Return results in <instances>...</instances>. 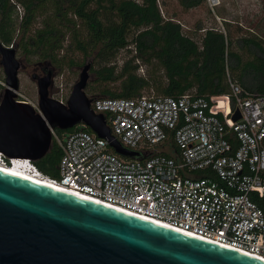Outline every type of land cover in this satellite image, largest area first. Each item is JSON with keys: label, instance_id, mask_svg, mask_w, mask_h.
<instances>
[{"label": "built area", "instance_id": "obj_1", "mask_svg": "<svg viewBox=\"0 0 264 264\" xmlns=\"http://www.w3.org/2000/svg\"><path fill=\"white\" fill-rule=\"evenodd\" d=\"M227 84L229 94L210 99L195 92L92 99L112 135L139 158L112 152L107 139L84 130L61 137L51 128L62 149L59 178L1 151L0 166L16 163L35 178L264 261V94L244 89L229 71ZM169 141L172 153L154 152Z\"/></svg>", "mask_w": 264, "mask_h": 264}, {"label": "water", "instance_id": "obj_2", "mask_svg": "<svg viewBox=\"0 0 264 264\" xmlns=\"http://www.w3.org/2000/svg\"><path fill=\"white\" fill-rule=\"evenodd\" d=\"M6 87L0 98V151L38 160L53 144L52 129L89 128L118 155L136 159L112 135L86 94L92 63L85 64L67 104L50 97L53 72L33 75L39 111L17 100L22 62L0 42ZM237 111L234 119H240ZM0 264H264L238 251L180 233L0 171Z\"/></svg>", "mask_w": 264, "mask_h": 264}, {"label": "trees", "instance_id": "obj_3", "mask_svg": "<svg viewBox=\"0 0 264 264\" xmlns=\"http://www.w3.org/2000/svg\"><path fill=\"white\" fill-rule=\"evenodd\" d=\"M205 1L179 0L186 9ZM19 5L24 9L22 16ZM48 6L53 12L40 27H35L36 19L43 11L48 12ZM258 32L252 37L233 39L230 32L208 31L199 46L182 34L178 23L162 15L159 0H0V42L20 49L27 61L48 62L58 69L76 65L75 59L68 60L61 52L72 50L80 52L83 59L93 57L98 66L93 68L94 84L120 82L122 89L120 93L102 90L98 98L142 96L141 92L152 82L149 77L138 75L135 61L139 58L158 61L166 72L168 84H157L159 95L178 97L194 86L198 90L193 92L207 99L229 94L228 71L244 89L264 94V26ZM67 40L70 43L65 46ZM234 44L237 50H229ZM123 50L131 57L118 70L113 60ZM76 130L95 135L83 126L55 129L61 137ZM61 157L62 149L53 141L49 153L34 163L44 175L59 178Z\"/></svg>", "mask_w": 264, "mask_h": 264}, {"label": "rangeland", "instance_id": "obj_4", "mask_svg": "<svg viewBox=\"0 0 264 264\" xmlns=\"http://www.w3.org/2000/svg\"><path fill=\"white\" fill-rule=\"evenodd\" d=\"M140 1V0H137ZM159 6L161 13L164 17L171 19L178 23L181 27L182 34L185 37L191 38L199 44H201L204 35L208 31H219L224 34L230 32L233 39L239 37H252L253 35H259L258 30L264 26V0H221V4L217 7L212 8L209 6L207 0L200 6L186 9L179 0H159ZM19 16H22L24 9L22 6H18ZM48 12L43 11V15H39L36 19L35 27H40L43 20L49 16L53 11L48 6ZM225 17V20H224ZM241 28L242 31L238 32ZM20 40V36L17 38ZM70 40L65 42V46L69 45ZM197 47V45H196ZM205 49V47H204ZM229 50H237V45L234 44ZM199 51V49H198ZM203 52V51H199ZM66 54L69 60L70 58L75 59L76 65L73 68L63 67L58 69L48 62L32 60L27 61L23 52L17 50V58L22 62V70L19 74L20 87L18 92L30 100L33 104L38 106L39 95L37 83L32 79L33 75L38 74L44 76V69L47 68L53 72V82L49 89L50 97L54 100H64L65 104L72 93L74 85L79 80L82 67L91 62L92 69L90 71V81L86 88V94L90 99L98 98L102 90H108L111 92L120 93L122 91L120 82L111 84H94L95 75L93 68L98 69V66L94 64L93 57L83 59L80 52L76 51H64L61 55ZM244 60H247L246 52H243ZM131 57V54L127 50L120 51L113 63L118 66L120 70L123 63ZM67 60V61H68ZM138 64V75L142 77H149L152 85L149 88L144 89L141 92L142 96H157L160 93L156 87L158 83H162L163 87L168 84V77L166 72L160 66L159 62L153 60L152 62H146L142 58L135 61ZM230 75L232 73L229 71ZM151 75V76H150ZM5 75L3 68L0 64V80H4ZM98 88V89H96ZM5 88H0V98H2ZM198 90L196 86L189 91ZM17 100H23L22 97H18ZM172 148V142L156 147L155 153L170 152Z\"/></svg>", "mask_w": 264, "mask_h": 264}, {"label": "bare ground", "instance_id": "obj_5", "mask_svg": "<svg viewBox=\"0 0 264 264\" xmlns=\"http://www.w3.org/2000/svg\"><path fill=\"white\" fill-rule=\"evenodd\" d=\"M0 171H3V172H5V173H9V174H11V175H14V176L20 177V178H22V179H25V180H28V181H31V182H34V183H38V184H40V185H44V186H46V187H50V188H52V189H56V190H58V191H61V192H63V193H67V194L72 195V196H75V197H79V198H81V199H85V200H87V201H91V202L96 203V204H99V205H103V206H105V207H109V208H111V209H115V210L121 211V212L126 213V214H128V215H132V216H134V217H137V218H140V219H143V220H146V221H150V222L157 223V224H159V225H161V226H163V227H166V228L172 229V230H174V231H177V232H180V233H184V234H188V233H185V232H183V231H181V230L175 229V228H173V227H171V226H169L168 224H165V223H163V222H159V221H156V220H151V219L143 218V217L137 216V215H135V214H131V213L125 212V211H123V210H120V209H118V208H115V207H113V206H110V205L105 204V203H103V202H100V201H98V200H94V199H92V198H89V197H86V196H83V195H79V194H77V193H75V192H73V191L67 190V189H65V188L58 187V186L54 185L53 183H51V182H50L48 179H46V178H35V177L31 176V175H28L27 173H24L23 169H21V167H20L19 165H17L16 163H15L14 165H10V166H8V167H1V166H0ZM189 235H191V234H189ZM192 236H194V235H192ZM195 237H197V236H195ZM198 238H200V237H198ZM200 239H203V238H200ZM203 240H205V239H203ZM205 241H208V242H210V243H214V242L209 241V240H205ZM214 244H217V243H214ZM217 245H219V244H217ZM221 246H222V245H221ZM223 247H226V246H223ZM227 248L232 249V250H235V251H238V252L243 253V254H245V255H249V254H247V253H244V252H242V251H239V250H236V249H233V248H230V247H227ZM249 256H250V255H249ZM251 257H252V256H251Z\"/></svg>", "mask_w": 264, "mask_h": 264}, {"label": "flooded vegetation", "instance_id": "obj_6", "mask_svg": "<svg viewBox=\"0 0 264 264\" xmlns=\"http://www.w3.org/2000/svg\"><path fill=\"white\" fill-rule=\"evenodd\" d=\"M50 70L49 69H47V68H45L44 69V76H46L47 75V73L49 72ZM35 75H38V74H35ZM39 76V75H38ZM44 76H39V77H44Z\"/></svg>", "mask_w": 264, "mask_h": 264}, {"label": "crops", "instance_id": "obj_7", "mask_svg": "<svg viewBox=\"0 0 264 264\" xmlns=\"http://www.w3.org/2000/svg\"><path fill=\"white\" fill-rule=\"evenodd\" d=\"M224 20H225V17H224Z\"/></svg>", "mask_w": 264, "mask_h": 264}]
</instances>
